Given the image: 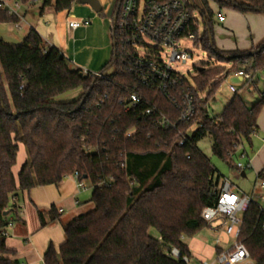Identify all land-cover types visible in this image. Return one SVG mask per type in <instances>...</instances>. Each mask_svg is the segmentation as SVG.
Segmentation results:
<instances>
[{"label":"trees","instance_id":"trees-1","mask_svg":"<svg viewBox=\"0 0 264 264\" xmlns=\"http://www.w3.org/2000/svg\"><path fill=\"white\" fill-rule=\"evenodd\" d=\"M119 1L113 13L112 55L102 77H85L35 30L17 45L0 38V264H21L10 258L14 251L3 235L17 211L14 200L34 187L59 185L76 172L79 181L91 183L94 207L63 224L66 240L59 250L49 246L44 264H187L183 257L191 253L182 238L208 226L201 213L216 204L221 179L198 142L210 137L213 154L235 168L238 150L252 145L264 92L251 107L235 93L218 117L210 116L207 104L228 75L245 71L254 78L264 71V42L249 51L218 50L210 2L220 9L264 13V0H191V11L204 26L196 44L218 64L198 63L193 85L187 79L180 83L179 90L191 87L196 106L195 117L186 123L179 121L178 101L144 86L126 64L115 28ZM75 3L43 0L41 8L62 12ZM17 22L18 15L0 6V24ZM76 91V99L58 100ZM133 93L140 97L135 107L130 106ZM162 117L176 128L159 124ZM20 143L27 158L16 176ZM262 171L258 175L264 179ZM39 216L45 225L41 211ZM50 218H59L53 207ZM263 224L264 211L259 203L251 204L243 214L241 237L253 264H264ZM173 248L180 257L171 255Z\"/></svg>","mask_w":264,"mask_h":264},{"label":"built area","instance_id":"built-area-1","mask_svg":"<svg viewBox=\"0 0 264 264\" xmlns=\"http://www.w3.org/2000/svg\"><path fill=\"white\" fill-rule=\"evenodd\" d=\"M35 2L43 0H34ZM20 2L12 0H0V6L8 9L17 15ZM191 0H120L117 8L116 30L123 47L124 60L131 70L139 77L140 82L147 87L153 88L168 96L173 102L178 101L181 111L179 121L190 122L196 114V106L192 96V89L187 86L184 90H179L182 80L187 79L193 85L191 72L183 74L175 65L186 63L192 58V54L183 49L182 41H193L201 36L199 25L201 17L197 12H192ZM218 20L223 22L225 17L218 13ZM88 18L73 19L69 22V27L76 30L83 26H88ZM192 26L197 28V32L192 30ZM152 43L154 46L150 45ZM197 45V44H196ZM165 54V58L163 57ZM84 74L102 77L101 72H88ZM237 77L242 81V86L252 80L251 73L239 71L228 75L226 79ZM230 90L238 92L237 86L230 84ZM140 102L138 94L130 96V106L135 107ZM147 113H151L148 110ZM159 124L176 128V124L171 123L166 117H162ZM184 143V138L179 145ZM246 162H236V168L242 172L250 168V156L244 151L241 155ZM264 176V171H262ZM74 176L77 179L78 187L86 188L84 181L78 180V173ZM260 188L264 191V179L257 174ZM217 202L214 206L205 207L201 217L208 226L216 232L224 231L226 235L234 237V242L228 247H221V239L215 240L217 257L213 263L203 264H249L252 262L250 253L242 241L243 214L253 203H259L261 211H264V195L255 196L237 192L229 179L222 177L217 187ZM259 199L260 201H258ZM262 202V203H260ZM62 210H60L61 212ZM220 220L221 224L213 227L214 221ZM12 221L5 228L3 235L8 236L7 229L12 226ZM264 228V224H263ZM184 239V238H182ZM173 257H180V251L173 248ZM183 260L191 264L189 256H184Z\"/></svg>","mask_w":264,"mask_h":264},{"label":"rangeland","instance_id":"rangeland-1","mask_svg":"<svg viewBox=\"0 0 264 264\" xmlns=\"http://www.w3.org/2000/svg\"><path fill=\"white\" fill-rule=\"evenodd\" d=\"M194 1L197 2V0ZM220 1L222 2V4H227L229 1L232 0H220ZM234 1L240 3L242 0H234ZM102 3L104 9L103 15L94 12L88 5L85 6L90 8L91 12L95 17L94 20L92 21L94 31H92L91 33L93 34L91 43L92 45H98L97 41L99 40L101 41V44L103 43L104 45H107L105 47L104 54L106 55V61L108 62L111 58V52H112V37L110 30L113 27V25L110 22V20H112L111 17L116 8L117 0H110V2L104 1ZM78 6H83V5L78 4ZM210 6L214 12L212 18L213 37H214V42L218 47V50L222 49L220 51L228 52L226 50H231V48H235L234 44L237 39L235 38L234 33L231 30H229L228 27H232L233 30L236 32V34L239 35V38L238 37L237 38L241 40L242 39L249 40L250 34L253 37L262 35L261 29L264 26V21H263L264 19L252 20L251 18L254 17H251L252 16L251 14L236 11L231 7H225V8L222 7L223 12L226 14V17H228V21L225 23H221L219 22L217 16L220 7L219 3L211 1ZM60 16H63L65 18L67 17L66 13H61ZM10 26L13 27L12 25H6V26L3 25L0 27V38H2L8 44L17 45L22 43L23 42L22 40L18 41L9 38V35H7V33L9 32L8 30ZM203 31H204V26L201 18L199 25L200 34H202ZM16 34L21 36L22 32L20 33L19 31L16 32ZM150 45L154 46L152 43H150ZM181 46L183 47V49L189 51L192 54V58L189 59L186 63H178L175 65V67L185 75L189 76L188 72H191L190 75H194L198 63H205L206 65L209 66L218 64V62L214 58L208 56V54L203 49L201 44L196 45L194 44L193 41L187 40V41H182ZM163 57L164 58L166 57L165 54H163ZM111 70H113V68H111L110 71ZM253 81H254L253 83H250L241 89L243 83L239 78L231 77L230 79L224 80L219 86L215 95L212 98H210L207 104V109L210 116L211 117L220 116L223 113L226 105L232 99L235 93L230 90V84L237 86L238 93L241 95L247 106L251 107L254 103H256L259 99L260 93L264 92V71L258 72L257 75L253 78ZM79 94L80 91L68 93L60 97L58 100L71 101L76 99L79 96ZM206 94L207 91L204 92V96H206ZM260 118H261V123L259 125L258 131H259V135H261V138L264 140V108L261 111ZM211 144H212V139L210 137H205L198 142V147L210 159L212 165L217 170V174L220 175L221 178L225 177L229 179V181L233 184L237 192H241L247 195L254 194L255 196L264 195V191L260 188L257 179V173L261 172L262 169L264 168V143L262 142V140L253 137L252 146L248 144H244L237 152L238 157L236 158L237 159L236 162L237 161H241L243 163L246 162V159L240 156L244 151L251 158H253V167L245 170V176H242L241 170H238L237 168L230 166L227 162H224L221 159H219L217 156H215L212 152ZM19 146L20 148L17 156V161L13 168L16 176L19 169L21 168V165L24 163V161L27 158V153L24 143H20ZM84 183L86 188L82 190L79 196V199L81 201L79 208L81 209V211L86 212L92 209L94 205L91 202L92 185L89 181H84ZM23 196L24 194L22 193L19 195L20 201L23 200ZM257 200L260 201L259 199ZM37 211L38 210L33 206V212H35L34 217L37 223L36 230L38 232L39 230L45 228L48 225V223L46 225L41 224ZM44 213L46 215V212ZM33 224L34 222L32 223V225ZM52 224L50 225L51 227H49L48 230L44 231L43 233L37 234V239L40 242L46 239L47 237H49V235H52V237L53 238L55 237L56 239H58L60 235L65 238V232L61 221H56L55 223ZM220 224L221 221L216 220L213 222V227H217ZM151 234L153 236L158 235L154 229H151ZM217 237H220L221 239L220 245L223 248L228 247L234 242L233 235L228 236L222 230H220V232H216L209 226L202 228L199 232H197L191 237L184 238L185 243L189 246V250L191 253L190 254L191 264H203L204 262L213 263L215 261L217 257L215 240ZM249 264H253V261Z\"/></svg>","mask_w":264,"mask_h":264},{"label":"crops","instance_id":"crops-1","mask_svg":"<svg viewBox=\"0 0 264 264\" xmlns=\"http://www.w3.org/2000/svg\"><path fill=\"white\" fill-rule=\"evenodd\" d=\"M99 1L101 4H103L102 2L104 1L110 2V0ZM12 2H17V0H12ZM41 5L42 1L36 2L34 5H25L21 3L17 10L19 22L2 23L0 24V27L3 25H12L13 27H9L7 35H9V38L18 41H23L30 30H35L42 37L47 47H56L61 50L71 60L74 66L81 68L83 71L101 72L102 68L107 63L106 55L104 54L107 45H104L103 43L101 44V41L99 40L97 41L98 45H92L91 43L93 37V34L91 33L94 31L92 21L95 17L90 8L85 5L78 6V4L75 3L70 10L57 12L53 6L41 8ZM61 13H66L67 17L60 16ZM218 13L223 14L225 17V20L221 23L228 21V17H226V14L223 12V9H220V7ZM247 14H251V17H254L251 18L252 20L264 19V13ZM81 18H88L90 24L76 30L69 27V22L71 20ZM111 19L110 22L114 27L113 14ZM113 27L110 30L111 37L113 34ZM228 28L234 33L237 40L234 44L235 48L226 51H249L256 48L261 44L260 42L264 41V26L261 29L262 35L253 37L250 34L249 40L238 39L239 35L236 34L233 28ZM14 30L16 32H22L21 36L17 35ZM113 45L112 39V50ZM259 118L260 115L258 117V129L261 123V118ZM254 138L260 139L264 143L258 130L255 133ZM250 161V168H252L253 158L250 157ZM81 192L82 190L78 187L76 177L70 175L59 185L50 184L38 186L29 191L23 192L22 194H24V196L22 201H20V197L18 196L14 200L17 205V211L12 215L14 217V219H12L13 224L7 229L8 236L6 237V246L14 251V254L10 255V258L17 259L21 264H44V254L49 246L52 245L56 250H59L60 246L66 240V235L65 238L60 235L58 239L49 235V237L40 242L37 239V234L48 230L49 227H51L50 225L56 221H61L63 225L73 217L81 214L83 212L79 208V205L81 204L79 199ZM33 206L38 210V215L40 210L46 212L45 215V213L41 211L44 214V220L48 225L38 232L36 230L37 223L34 217L35 212H33ZM52 207L55 208L57 214H59V218L55 220L50 218ZM60 210L62 211L60 212ZM33 222L34 224L32 225Z\"/></svg>","mask_w":264,"mask_h":264},{"label":"water","instance_id":"water-1","mask_svg":"<svg viewBox=\"0 0 264 264\" xmlns=\"http://www.w3.org/2000/svg\"><path fill=\"white\" fill-rule=\"evenodd\" d=\"M77 4H81V5H88L94 12L96 13H101L104 9L102 4L100 3L99 0H76ZM84 76L86 77L87 74H84ZM244 172H242V175L244 176ZM8 213L6 212V215Z\"/></svg>","mask_w":264,"mask_h":264}]
</instances>
